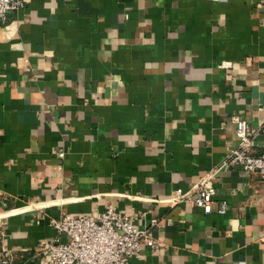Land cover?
<instances>
[{"label": "crops", "instance_id": "0c3cea01", "mask_svg": "<svg viewBox=\"0 0 264 264\" xmlns=\"http://www.w3.org/2000/svg\"><path fill=\"white\" fill-rule=\"evenodd\" d=\"M232 115L263 153L264 0H27L0 23V231L16 264H47L38 244L66 239L50 218L107 205L161 220L159 247L130 264H264V180L224 162ZM210 170L211 213L166 201Z\"/></svg>", "mask_w": 264, "mask_h": 264}, {"label": "built area", "instance_id": "2783aa9c", "mask_svg": "<svg viewBox=\"0 0 264 264\" xmlns=\"http://www.w3.org/2000/svg\"><path fill=\"white\" fill-rule=\"evenodd\" d=\"M27 0H0V23L7 20L9 14L25 7ZM236 124V147L230 149L224 162L231 167H241L245 172L257 173L264 180V152L252 154L253 137L256 132L249 123L238 116H230ZM215 174L213 170L202 176L198 183L188 191L178 188L166 201L170 205L187 202L202 208L204 213L213 211L216 194ZM228 210L225 201L216 212L224 214ZM138 213H124L113 205L95 215H72L64 213L58 218H50L49 225L58 237L41 241L35 249L36 255L46 258L47 264H130L131 257L139 256L142 244L154 249L159 243L151 232L161 226L160 218L153 217L148 223L139 225L143 217ZM167 220V224H170ZM5 235L0 231V264H16L14 250L4 244Z\"/></svg>", "mask_w": 264, "mask_h": 264}]
</instances>
